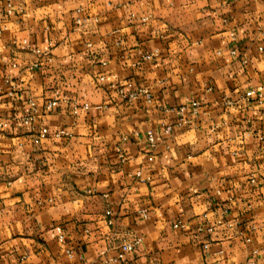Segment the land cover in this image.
Masks as SVG:
<instances>
[{"label": "crops", "instance_id": "0c3cea01", "mask_svg": "<svg viewBox=\"0 0 264 264\" xmlns=\"http://www.w3.org/2000/svg\"><path fill=\"white\" fill-rule=\"evenodd\" d=\"M36 47L53 62L29 70ZM7 75L0 264H97L127 231L143 240L117 264H264V101L245 97L264 86V0H0ZM188 100L201 112L180 126Z\"/></svg>", "mask_w": 264, "mask_h": 264}, {"label": "built area", "instance_id": "2783aa9c", "mask_svg": "<svg viewBox=\"0 0 264 264\" xmlns=\"http://www.w3.org/2000/svg\"><path fill=\"white\" fill-rule=\"evenodd\" d=\"M13 10H14L13 5L11 2H9L6 12L10 15L14 12ZM26 43H27V41H26ZM91 45L92 44L89 43V46H91ZM32 50L38 56V58L34 62L27 65V67H26L27 69L34 70V69L39 68V67L47 66L53 62V56H52L50 51L42 50L39 47L33 48ZM236 53H237V50L233 49L232 54H236ZM156 54H157V51H154L151 53H145L144 58L145 59H152ZM12 66L16 67V66H18V64L14 63ZM104 79H105L104 76L100 77V80H104ZM7 85H9L10 87L6 88ZM110 87L115 88L122 97H124L125 99H127L129 101H132L134 99L139 98L140 95H142V94L145 95L149 101L152 100V93L148 87H141L139 89L126 90L124 86L119 85V84L114 83V82L110 83ZM17 90H18V84L13 81V78L10 75H7L4 83L0 84V92L6 91L9 95L12 96L16 93ZM263 91H264V86L260 85L257 88H253V89L246 91L245 97L247 99H254L257 104H262L264 101V92ZM64 98H65V95L62 92V90L60 88H55L52 95L43 104L44 110L45 111L54 110L57 106H59L61 104V102ZM29 103L31 105V113H30V115H27L24 118L25 122H27V123H31L34 120V118L36 116H38V114L40 113V106L38 105V103L34 99H30ZM80 106L82 108L89 109L91 105L88 102H84L80 105L76 104L73 107V111L75 113H77L80 110ZM200 108H201V102L200 101L188 100L185 103H183L182 105H180L178 107H174L171 110L175 111L179 115L178 125L182 126L185 124H189L191 121L190 117L187 115V110L190 109L191 113L194 116H198L201 112ZM6 125H7L6 122L1 121L0 122V129L3 130L6 127ZM172 127H173L172 125H166L165 130L167 132H169V131H171ZM62 132H64V131H61V133ZM48 133H49V129L44 128L43 131L39 133L37 139L39 140L43 137H46L48 135ZM147 134H148V139L152 145H155L157 143V141L161 139V136L156 135L153 130H149ZM260 138L263 139L262 136H260ZM252 180L255 181L254 178ZM106 213L108 215H111L112 214L111 209H108ZM216 223L222 224L223 220L218 219L216 221ZM178 225L184 226V224H181V223L175 224V226H178ZM215 225L216 224L209 225L207 230L209 232H213L215 229ZM56 230L58 232V239L60 240V242H64L66 236H65V231H64L63 227L61 225H58V226H56ZM142 240H143V238L140 235H138L137 233H135L133 231H127V233L124 235V237L122 239L121 244L119 245V252L116 255H108V256L102 257L97 262V264H117V263H119L120 261H122L126 257V255L128 253L134 251L142 243ZM204 246H205V248H208L209 243L206 242ZM68 252L71 254L70 250H68Z\"/></svg>", "mask_w": 264, "mask_h": 264}]
</instances>
